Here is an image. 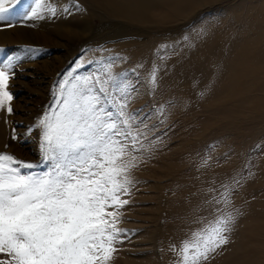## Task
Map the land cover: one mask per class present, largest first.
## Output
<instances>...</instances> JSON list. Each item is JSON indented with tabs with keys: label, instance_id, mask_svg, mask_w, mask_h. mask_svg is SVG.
<instances>
[{
	"label": "rangeland",
	"instance_id": "obj_1",
	"mask_svg": "<svg viewBox=\"0 0 264 264\" xmlns=\"http://www.w3.org/2000/svg\"><path fill=\"white\" fill-rule=\"evenodd\" d=\"M153 1L155 20L135 24L109 18L88 0H22L11 13L12 29L0 22L11 39L0 47V63H15L6 89L13 98L0 108V154L46 171L38 124L53 106L58 85L70 87L74 77L94 76L111 62L120 91L131 97L127 111L138 114L136 124L143 120L139 132L144 135L135 153L137 167L129 173V193L122 196L128 201L117 223L123 235L105 264H183V241L221 208L233 216L228 243L201 264H264V94L257 98L233 90L241 80L252 82V75L238 72L253 68L255 61L264 64V0H192L190 6L187 0ZM32 4L48 15L45 40L38 38L36 19L25 16ZM76 18L88 26L76 24ZM25 30L32 36L19 40ZM257 80L264 86L262 77ZM224 186L230 191L226 208L213 199ZM0 261L12 264L6 253Z\"/></svg>",
	"mask_w": 264,
	"mask_h": 264
},
{
	"label": "snow or ice",
	"instance_id": "obj_2",
	"mask_svg": "<svg viewBox=\"0 0 264 264\" xmlns=\"http://www.w3.org/2000/svg\"><path fill=\"white\" fill-rule=\"evenodd\" d=\"M20 3L0 0L5 27L14 26L11 13ZM42 10L34 7L25 16L42 18ZM111 66L105 62L94 76L74 77L70 87L58 85L53 106L38 124L46 171L0 154V254L11 257L12 264H105L116 250L123 235L117 227L120 209L128 203L122 196L129 193V173L137 167L135 153L137 145L143 147L144 134L139 132L143 120L136 124L138 114L127 111L130 94L120 91ZM14 67L12 60L0 63V108L13 98L6 89ZM150 83L156 84L155 69ZM224 187L213 199L226 208L230 191ZM217 211L215 219L183 241V264H201L228 243L233 216L223 208Z\"/></svg>",
	"mask_w": 264,
	"mask_h": 264
},
{
	"label": "bare ground",
	"instance_id": "obj_3",
	"mask_svg": "<svg viewBox=\"0 0 264 264\" xmlns=\"http://www.w3.org/2000/svg\"><path fill=\"white\" fill-rule=\"evenodd\" d=\"M87 1V0H86ZM198 1V0H197ZM201 1V0H200ZM206 1V0H205ZM212 1V0H211ZM217 1V0H216ZM88 2L89 3H92V4H94L99 10H101V11H103L104 13H106V15H108L109 16V18L110 17H116V18H119V19H125V20H127V21H129V22H134L135 24L136 23H145L146 22V24H147V22H153L155 19H154V17L155 16H157V14H155V13H151L152 11H154V9H156L155 7H156V3H155V1H153V0H88ZM194 1H192V0H187V1H184V4L185 5H187V6H190V5H193L192 3H193ZM203 2V1H202ZM201 2V3H202ZM215 2V1H214ZM158 4V3H157ZM179 4V3H178ZM210 4H213V3H210ZM182 6L181 7H183V3L181 4ZM195 5V4H194ZM158 6V5H157ZM175 6V4H173L172 5V7H174ZM176 6H177V3H176ZM175 6V7H176ZM33 7V4L31 5V8ZM35 7V6H34ZM89 8H90V6H88ZM95 7V8H96ZM174 7V8H175ZM178 7V6H177ZM180 7V6H179ZM178 7V9H180ZM194 7V6H193ZM187 7H185V9H186ZM88 9V8H87ZM177 9V10H178ZM184 9V8H183ZM187 9H189L190 10V8H187ZM92 10V9H91ZM177 10H173L174 12L176 11L177 12ZM89 11V10H88ZM183 11V10H182ZM185 12H187L186 10H184ZM90 12V11H89ZM29 13H31V12H29ZM180 13V12H179ZM190 13L192 14V12L190 11ZM174 14H176V13H174ZM177 15H178V13H177ZM179 15H181V14H179ZM189 15V14H188ZM41 16H42V18H39V19H36V23L37 24H40V32H39V36H38V38H39V40H41V39H43V40H45V38H47L46 37V31H48L49 30V25H48V20H49V18H48V15H47V13H45L44 11H41ZM167 17V16H166ZM177 18H178V16H176ZM176 17H174V18H176ZM187 17V16H186ZM182 18H184V17H182ZM77 19V20H76ZM75 20H74V22H76V24H80V25H86V26H88V24H87V22L86 21H82V19H80V18H76ZM157 19V18H156ZM186 19V18H185ZM162 20V19H161ZM164 20H165V17H164ZM171 21H173L172 19H170ZM126 21V22H127ZM32 22V21H31ZM122 22V21H121ZM124 22V21H123ZM161 22H163V21H161ZM151 23H149L150 25H151ZM50 24V23H49ZM58 24V23H57ZM158 24V23H157ZM134 25V24H133ZM135 26V25H134ZM141 27H143L142 25H140ZM76 27H77V25H76ZM80 27V26H79ZM136 27V26H135ZM11 29H12V27H11ZM66 29V28H65ZM161 29V28H160ZM86 30V29H85ZM7 30H5V29H2V28H0V47H2L5 43H6V41H8V39H10V36H9V34H8V32H6ZM25 31H27V30H25ZM31 32H33L32 30H28L27 32H26V35L24 34V35H22V37L23 38H20L19 40H22V39H24V37H26V36H32V34L33 33H31ZM72 33H73V31H71ZM34 33H35V31H34ZM23 34V33H22ZM43 36H41V35ZM50 34V33H49ZM14 35V34H13ZM51 35V34H50ZM36 37V36H35ZM239 37V36H238ZM27 38V37H26ZM5 39V40H4ZM213 39V38H212ZM11 40V39H10ZM14 40H16V39H14ZM37 40V39H36ZM13 41V40H12ZM38 41V40H37ZM49 41V40H48ZM25 42V41H24ZM29 42V41H28ZM31 42V41H30ZM10 43V42H9ZM9 43L8 44H6V45H9ZM255 44V43H254ZM249 45V44H248ZM251 47V46H250ZM207 48V47H206ZM245 48H247V47H245ZM208 49V48H207ZM212 49V48H211ZM210 49V50H211ZM249 49V48H248ZM199 50H201V48L199 49ZM209 50V51H210ZM198 51V50H197ZM207 51V50H206ZM236 51V50H235ZM245 51V50H244ZM199 52V51H198ZM201 52H203L202 50H201ZM241 52H243V51H241ZM248 52V51H247ZM208 53H210V52H208ZM244 53V52H243ZM245 53H246V51H245ZM250 53V52H249ZM249 53H247V57H248V61H252V54H249ZM194 54V53H193ZM203 54H205V55H207L206 53H203ZM204 55V56H205ZM245 55V54H244ZM199 56H202V53L199 55ZM209 56H211V55H209ZM209 56H208V58H206V57H202V58H204L203 60L205 61V58L207 59V61H209L210 59H209ZM216 56V55H215ZM240 56V55H239ZM243 56V55H242ZM246 56V55H245ZM198 58V57H197ZM201 58V57H200ZM210 58H212V57H210ZM216 58H218V57H215V60L217 61V59ZM234 58L236 59V57H235V55H234ZM240 58V57H239ZM245 58L246 57H242L241 59L242 60H244V61H247V60H245ZM192 59V58H191ZM209 59V60H208ZM237 59H238V57H237ZM236 59V60H237ZM199 60V59H198ZM241 60V61H242ZM195 62H196V60H194ZM191 62V63H195V62ZM200 61H202V60H200ZM203 61V62H204ZM211 61V60H210ZM238 61V60H237ZM240 61V60H239ZM238 61V62H239ZM258 61V60H257ZM215 62V61H214ZM243 62V61H242ZM198 63H199V61H198ZM241 63V62H240ZM240 63H236L235 64V66L237 65L238 67H239V65H240ZM252 63V62H251ZM167 64V63H166ZM200 64H203V63H200ZM239 64V65H238ZM253 64L254 65H252V67L253 68H249L248 70H245V71H243V72H238V75H244V76H250V75H252V82L251 83H248L247 84V82L244 80H241V82H240V84H241V86L239 85V88L237 89V87H235V88H233V90H237V91H240V92H242V94H244V96H246L247 95V93H250V92H252V94L253 95H256L257 93H262V94H264V86H262L260 83L261 82H259L257 79H259L260 77H262L263 78V80H262V82H264V64L262 63V62H259V63H257L256 64V61L255 62H253ZM162 65V64H161ZM204 65V64H203ZM234 64L232 63V65H230L229 67H230V71L232 72V70H233V68H234V66H233ZM243 65V64H242ZM258 65V66H257ZM165 66H167V65H165ZM232 66H233V68H232ZM198 67H200V65L198 66ZM227 67V66H226ZM241 67V66H240ZM239 67V68H240ZM247 67H249V66H247ZM246 67V68H247ZM231 68H232V70H231ZM244 68V67H243ZM184 69V68H183ZM194 69V68H193ZM226 70H228L229 71V69H226ZM235 70H236V72L237 71H239L238 70V68L236 67L235 68ZM182 71H185V70H182ZM225 71V70H224ZM241 71V70H240ZM196 72V71H195ZM226 72V71H225ZM233 72H235L234 70H233ZM212 74V73H211ZM221 75V74H220ZM232 76V75H231ZM239 76V77H240ZM243 76V77H244ZM219 77V76H218ZM238 76H237V78H239ZM245 77V78H246ZM233 78V77H232ZM237 78H235V79H237ZM217 79V78H216ZM240 79H242V77L240 78ZM232 80V79H231ZM230 80V81H231ZM231 83H233V82H231ZM231 83H229V84H231ZM239 84V83H238ZM225 87H227L226 85H224ZM224 87V88H225ZM223 89V88H222ZM231 89V88H230ZM235 90V91H236ZM221 91V90H220ZM235 91H234V95H235ZM224 93V92H223ZM229 93V92H228ZM228 93H227V95H228ZM231 93V92H230ZM233 94V93H232ZM237 94V93H236ZM238 96H240L239 95V92H238V94H237V96L236 97H238ZM235 97V98H236ZM253 97H255V96H253ZM256 97L258 98V96L256 95ZM227 98H229V96H227ZM246 98V97H245ZM252 98V97H251ZM234 99V98H233ZM255 98H252V100H254ZM261 98H259V100H260ZM225 100H226V97H225ZM224 100V101H225ZM230 100V99H229ZM245 100V99H244ZM246 100H249V97H247L246 98ZM245 100V101H246ZM243 101V100H242ZM261 101V100H260ZM260 101H259V103H260ZM226 102V101H225ZM240 102V101H239ZM247 102V101H246ZM245 102V103H246ZM248 102H250V101H248ZM254 103H255V100L253 101ZM264 102V101H263ZM222 104V103H221ZM241 105H242V103H240ZM244 104V103H243ZM247 104V103H246ZM245 104V105H246ZM257 104V103H256ZM264 104V103H263ZM252 106V105H251ZM256 106V105H255ZM262 106V105H261ZM222 107V106H221ZM252 109V108H251ZM3 143V142H2ZM2 146H3V144H2ZM263 221V220H262ZM258 223V222H257ZM256 224V223H255ZM251 226V225H250ZM257 226V225H256ZM254 227V226H253ZM261 227V226H260ZM250 228V227H249ZM253 229V228H252ZM256 229H258V228H256ZM261 230V229H260ZM248 232H249V230H248ZM248 234V233H247ZM253 235H255V233L253 234ZM264 235V234H263ZM262 234H261V237L263 236ZM258 236V235H257ZM255 237V236H254ZM253 237V238H254ZM260 237V236H259ZM247 238V237H246ZM251 238V237H250ZM250 241H251V239H250ZM250 241H248V242H250ZM252 242V241H251ZM254 242H256L255 240H254ZM254 245H256V244H254ZM263 245V244H262ZM247 247V246H246ZM253 247V246H252ZM243 249V248H242ZM247 249V248H246ZM250 249V248H249ZM257 249V248H256ZM248 250V249H247ZM253 250H254V248H253ZM260 250V249H259ZM240 252V251H239ZM253 252V251H252ZM246 253V252H245ZM249 254L251 253V250H249V252H248ZM254 253V252H253ZM260 252H258L256 255L258 256V254H259ZM263 254V253H262ZM240 255V254H239ZM247 256L246 254H243V256ZM244 256V257H245ZM263 256V255H262ZM236 257H238V256H236ZM249 257H250V255H249ZM255 257V256H254ZM242 258V257H241ZM252 258H253V256H252ZM251 259V258H250ZM260 259H261V257H260ZM259 259V260H260ZM244 260H246V258L244 259ZM253 260V259H252ZM255 260V259H254ZM259 260H257V261H259ZM249 261V260H248ZM228 262V261H227ZM253 262H255V261H252V263ZM260 262V261H259ZM226 263V262H225ZM258 263V262H257ZM222 264H223V262H222ZM229 264H236V260H231V262L229 263ZM246 264H248V263H246ZM256 264V263H255Z\"/></svg>",
	"mask_w": 264,
	"mask_h": 264
}]
</instances>
